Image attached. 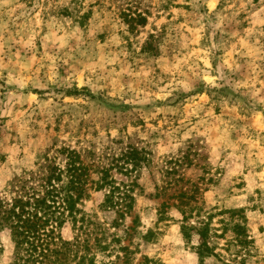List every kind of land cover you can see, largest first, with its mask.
Segmentation results:
<instances>
[{"label": "rangeland", "instance_id": "374dc122", "mask_svg": "<svg viewBox=\"0 0 264 264\" xmlns=\"http://www.w3.org/2000/svg\"><path fill=\"white\" fill-rule=\"evenodd\" d=\"M63 147L119 183L138 176L137 231L94 189L93 223L63 229L95 264H264V0H0V195L63 168ZM133 149L149 160L126 175ZM182 192L213 213L217 256L201 261L199 236L183 235ZM12 255L1 231L0 264Z\"/></svg>", "mask_w": 264, "mask_h": 264}, {"label": "trees", "instance_id": "16d2710c", "mask_svg": "<svg viewBox=\"0 0 264 264\" xmlns=\"http://www.w3.org/2000/svg\"><path fill=\"white\" fill-rule=\"evenodd\" d=\"M139 21L146 25L147 19L140 15ZM63 156L66 157L63 168L49 163L41 172H31L30 175L17 179L10 195H0V232L8 231L13 243V255L9 264H86L87 261L95 264L93 257L88 259L91 250L89 240H68L63 235V229L69 222L79 231H85L86 223H93L83 207L84 202L91 196V189L105 190L101 207L116 213L115 226H118V219L125 221L132 216V222L136 225L127 227L126 232L138 230L139 216L132 214L138 176L131 182L119 183L110 173L112 166L107 168L101 167L96 161L87 162L80 151L71 147H63ZM122 158L125 162L116 166H121L120 170H125L126 175L140 171L147 166L149 160L145 153L136 149ZM93 173L97 174V179L93 178ZM180 197L183 198L181 205H185V208H180L183 215V235L186 238H191L193 234L199 236L197 252L201 261L211 255L217 256L216 245L212 243V239L218 237L219 233L218 229L212 227L213 213L203 211L198 204L190 206L189 202H197L193 194L182 192ZM165 205L164 203L163 207ZM158 212L159 220H162L165 211L162 208ZM191 219H195L194 222H188ZM224 224V229L231 225L226 222ZM231 226L236 241L245 243L248 237L244 225L236 222ZM153 235L154 230L151 228L144 237L150 240ZM105 246L103 250H108L109 247ZM121 250L128 251L129 247H121ZM145 260L157 264L156 260L148 257Z\"/></svg>", "mask_w": 264, "mask_h": 264}]
</instances>
